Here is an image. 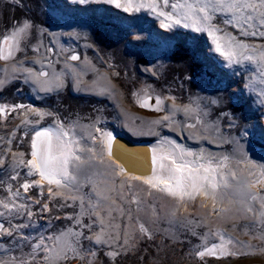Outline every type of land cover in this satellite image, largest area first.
Listing matches in <instances>:
<instances>
[{"label": "rangeland", "instance_id": "rangeland-1", "mask_svg": "<svg viewBox=\"0 0 264 264\" xmlns=\"http://www.w3.org/2000/svg\"><path fill=\"white\" fill-rule=\"evenodd\" d=\"M150 2L132 0L145 7L125 11L108 0H0V49L11 51L0 59V224L13 232L0 233V264H264V75L251 63L229 66L204 33L161 27ZM213 15L239 39L264 45L223 24L230 15ZM25 22L26 32L5 44ZM26 70L49 73L42 79L52 90ZM148 97L160 111L140 107ZM43 125L72 142L69 182L60 187L41 189L34 169L29 175L32 136ZM114 130L151 146L203 149L238 179L219 209L123 182L101 152V132ZM24 183L33 186L25 192ZM41 238L48 251L36 247Z\"/></svg>", "mask_w": 264, "mask_h": 264}, {"label": "snow or ice", "instance_id": "snow-or-ice-1", "mask_svg": "<svg viewBox=\"0 0 264 264\" xmlns=\"http://www.w3.org/2000/svg\"><path fill=\"white\" fill-rule=\"evenodd\" d=\"M80 3H85L86 0H79ZM109 3H114L116 7H124L119 0H108ZM171 7V11L158 10L161 8ZM145 7L144 4L139 6H134L132 0H128V6L124 7L125 11H140L141 8ZM147 8L155 13L156 15L162 17L161 27L166 29H171L175 26H183L185 28H191L197 33H204L207 35L210 44L212 46L211 50L217 53L221 58H223L226 63L231 65H239L242 63H251L256 65L262 75H264V45H252L247 43L245 40L239 39L236 35L231 34L226 31L220 23H217V16L213 13H220L225 15H230L231 19L223 20V24L231 25L237 29L240 36L243 37H261L264 38V0H176L170 4V0H162V5L157 2V0H151L147 5ZM30 26L27 22L24 23L22 27H19L14 31L11 37H6L4 40L5 44H9L11 47V41L16 37H19L21 34H24ZM19 46V41L17 40V47ZM51 51V49H49ZM11 56V51L8 55H3V50L0 49V59L7 60ZM72 61H77L80 59L77 55H72L70 57ZM28 71L29 77L33 79V82L40 86L42 91H51L52 88L47 85L50 83L47 79L49 73L39 72L33 74L30 70ZM58 81V77L55 78ZM151 100V97H148ZM156 105H159L161 101L156 100ZM151 107L150 104L141 103L140 107ZM23 107V106H16ZM15 108L13 109V111ZM156 111H160L159 107L155 108ZM4 111V109H0ZM37 115H40L37 113ZM164 120H168L169 117L165 116ZM161 121H154L153 123H160ZM99 132L100 130L97 129ZM67 132L60 134H53L50 130L44 129L35 133V136L32 140L31 145V159L27 161V165L30 168L29 175H32V169L35 170V173H38L41 180L46 181L48 185H56L60 187L62 181L68 180V156L72 155L71 152H66L61 149H67V145L72 143L71 141L63 142L62 138L67 136ZM101 135L106 137L109 141L108 152L112 154V141L114 137L111 133L101 132ZM57 142L55 148L59 151V154L54 153V143L53 140ZM95 139V137L93 138ZM157 149H153L152 155V164L155 165L157 162L156 152ZM161 151L164 154L160 157L161 160H170L171 165L165 166L161 163L160 168L167 173V177L164 176L157 177V180L165 184V188L161 189L167 191L170 195L173 196H183L187 195L190 198H194V193H198L201 190H204L205 195H208V188L211 189L212 194L214 195L216 190V183L213 180L209 179L207 175L210 172H215V169L205 167L204 165H198V167H193L194 162H189L185 159L186 156H192L193 153L185 152L179 145H175L173 150L168 151L164 150L161 146ZM75 160H79V156L74 157ZM180 161V162H178ZM203 168L205 175H199V169ZM121 171H124V168H121ZM74 179V178H73ZM135 179H140L139 176ZM174 180L176 182L175 189L172 185L169 184V181ZM144 184L150 185L152 188H157L158 183H154L152 178L144 179ZM207 184V188H206ZM29 183H24L22 185L25 192L32 187ZM36 187L42 189L40 182H35ZM50 196H60L61 193H53L51 187L48 188ZM19 196V191L15 193ZM251 199L255 200L256 196L254 194H249ZM39 203V200L36 201ZM47 207V205H45ZM3 208L7 209L9 212L16 211L17 214L22 210H26L27 206L24 204H9L3 203ZM247 211L252 212L253 209L250 207ZM2 214V213H0ZM27 215L30 217L31 212H27ZM141 231H145L141 225ZM0 233L12 236L13 232L5 228L3 224H0ZM48 239H52L49 237ZM58 242L61 241L62 237L55 238ZM99 241V238H98ZM231 242V241H230ZM65 246L66 242H65ZM37 248L48 251L44 245V239L41 238L40 243L36 245ZM215 245L211 249H206L207 252L211 253L215 250ZM235 254V253H232ZM200 257L205 255V251H200L198 253ZM49 259V257H45ZM19 264H27L26 260L21 259Z\"/></svg>", "mask_w": 264, "mask_h": 264}, {"label": "bare ground", "instance_id": "bare-ground-1", "mask_svg": "<svg viewBox=\"0 0 264 264\" xmlns=\"http://www.w3.org/2000/svg\"><path fill=\"white\" fill-rule=\"evenodd\" d=\"M144 103L150 104L151 105V107H149L150 109L155 108L154 106H156V103L154 102L153 99L151 100L148 99ZM146 107L148 108V106ZM44 129L50 130L54 135L61 133L59 130H57L56 127H52L50 125L49 126H46V125L37 126L33 133L32 140L36 132L42 131ZM107 133H111L112 136L114 137V140L112 141L113 151H112V154L110 155L108 152L109 141L107 140L106 137L102 136L101 152L103 155V159L105 160V163L112 166V168L114 169L115 175L119 177L121 180H123V182H128L129 184L140 183V184L146 185L143 183L144 179L152 178L154 183H158V187L152 188L150 185H146L150 189L160 191L170 196L171 198H175L176 200H179L180 202H183L185 200H190V199H193L194 201H201L202 200L201 198H203L204 200H208V201L211 200L210 202L215 201L218 204V209H219L223 195L227 193L226 191L228 189L230 190V188L234 185L235 181L238 179V175L236 174L235 170L233 168H230L226 161L220 160L219 162H212L209 159L208 152H206L205 150L201 149V150L195 151V150L185 148L183 145L179 144L180 148H182L185 152H190L194 154L192 156L185 157L187 161L194 162L193 167H198V165H204L205 167L210 166L211 168L215 169L214 173L210 172L207 175L209 176L210 180H213V182L216 183L217 187H216L214 195L212 194L210 188L207 189L209 192L208 195H205L204 190H201L200 192L193 194L194 198H190L187 195L183 196V198H181L180 196L170 195L167 191L161 190L165 188V184L157 180V177H160V176H164L165 178L167 177L166 171L160 168V164L163 163L165 164L166 167L171 165L170 160L160 159V157L164 154V152L161 151L160 144H152L151 146V144H145L142 142H133L134 144H145L144 146H133L126 141L122 133L116 130L109 131ZM63 139H65L66 142L70 141V139L68 138L66 139L65 136L63 137ZM53 143H54V153L58 155L59 151L55 148V145L57 143L55 139L53 140ZM31 145H32V141H31ZM153 149L158 150L156 152L157 162L155 165L152 164ZM163 149L168 150V151L173 150V148L167 149L166 147L165 148L163 147ZM69 150L70 149H66L65 151L70 152ZM73 155L74 154L68 156V173L71 170L70 169V159ZM122 167L124 168V171H121ZM199 175L201 176L205 175L203 168L199 169ZM137 176H139L140 179H135V177ZM37 181L40 182L41 185L42 184L45 185L47 183L46 181L41 180L39 175H38ZM66 182H69V179L66 181H62V184ZM168 183L172 185L173 189H175L176 182L174 180L169 181ZM206 188H207V184H206ZM215 246H216L215 250L212 253L218 254V251H223V247L221 245H215ZM212 247L213 245H210L208 249H211ZM220 253L221 252H219V254Z\"/></svg>", "mask_w": 264, "mask_h": 264}, {"label": "water", "instance_id": "water-1", "mask_svg": "<svg viewBox=\"0 0 264 264\" xmlns=\"http://www.w3.org/2000/svg\"><path fill=\"white\" fill-rule=\"evenodd\" d=\"M123 135H124V134H123ZM124 137H125L126 141H127L129 144L133 145V146H144V145H145V144H134L133 142H137V141H134L132 138H130V137L127 136V135H124ZM146 146H148V145H146Z\"/></svg>", "mask_w": 264, "mask_h": 264}]
</instances>
